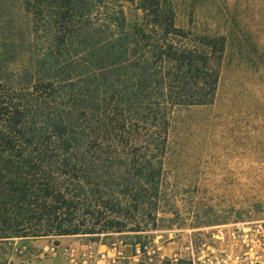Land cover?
<instances>
[{"label": "trees", "instance_id": "1", "mask_svg": "<svg viewBox=\"0 0 264 264\" xmlns=\"http://www.w3.org/2000/svg\"><path fill=\"white\" fill-rule=\"evenodd\" d=\"M10 5L0 57V243L119 232L118 216L133 215L159 186L174 112L213 103L222 39L187 40L171 0Z\"/></svg>", "mask_w": 264, "mask_h": 264}, {"label": "rangeland", "instance_id": "2", "mask_svg": "<svg viewBox=\"0 0 264 264\" xmlns=\"http://www.w3.org/2000/svg\"><path fill=\"white\" fill-rule=\"evenodd\" d=\"M171 6L187 40L222 39L218 82L212 104L174 112L159 186L148 188L150 198L133 215L118 216L125 227L73 235L136 253L126 264H192L189 247L215 245L214 226L264 224V0H171ZM124 7L131 23L133 7ZM14 11L10 0H0V57H6L4 23ZM23 240L0 243V264L37 252Z\"/></svg>", "mask_w": 264, "mask_h": 264}, {"label": "built area", "instance_id": "3", "mask_svg": "<svg viewBox=\"0 0 264 264\" xmlns=\"http://www.w3.org/2000/svg\"><path fill=\"white\" fill-rule=\"evenodd\" d=\"M210 236L215 245L197 251L189 247L192 264H263L264 224L241 222L217 225ZM58 251L72 264H100L103 260L113 264L121 255L116 245L99 250L93 243L64 245ZM58 251L57 246L52 244L44 250L43 255H55Z\"/></svg>", "mask_w": 264, "mask_h": 264}, {"label": "crops", "instance_id": "4", "mask_svg": "<svg viewBox=\"0 0 264 264\" xmlns=\"http://www.w3.org/2000/svg\"><path fill=\"white\" fill-rule=\"evenodd\" d=\"M23 240V239H22ZM21 243H31L38 247L36 253L31 256H27L18 261V264H72L71 260L69 261L66 257L59 253V249L64 245H82L84 243L77 236H62L54 239L50 238H36V239H24ZM57 246V254L55 255H43V252L50 245ZM93 244L98 247L99 250H103L106 248L105 244L93 242ZM121 255L118 256L113 264H126L125 260H129L127 262H132L137 260L136 253H130L129 255L124 252V248L120 249ZM135 252H137L135 248ZM25 254V253H24ZM26 255V254H25ZM80 259H78L79 261ZM77 261V262H78ZM100 264H111L107 260H103Z\"/></svg>", "mask_w": 264, "mask_h": 264}]
</instances>
